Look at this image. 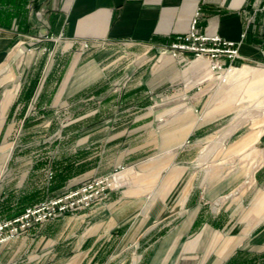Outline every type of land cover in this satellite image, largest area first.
I'll return each instance as SVG.
<instances>
[{
    "label": "rangeland",
    "instance_id": "374dc122",
    "mask_svg": "<svg viewBox=\"0 0 264 264\" xmlns=\"http://www.w3.org/2000/svg\"><path fill=\"white\" fill-rule=\"evenodd\" d=\"M166 47L160 52L179 62L164 68L153 67L159 54L139 68V51L120 45L78 57L60 46L8 52L0 222L25 226L0 242V264H85L79 251L101 243L97 264H123L125 253L174 233L180 216H163L175 206L220 210L250 186L264 165V118L219 86L228 68L264 66L209 61L185 75L194 59Z\"/></svg>",
    "mask_w": 264,
    "mask_h": 264
},
{
    "label": "crops",
    "instance_id": "0c3cea01",
    "mask_svg": "<svg viewBox=\"0 0 264 264\" xmlns=\"http://www.w3.org/2000/svg\"><path fill=\"white\" fill-rule=\"evenodd\" d=\"M260 3L261 0H0V67L11 50L18 53L60 46L62 53L78 57L120 45L139 51L133 56L141 57L139 68L157 54L162 61L153 67L164 68L170 61L179 60L160 51L176 37L185 35L193 19L201 35L237 44L236 63L264 66V12ZM198 60L207 61H191L182 74L209 67V61L206 67H197ZM237 194L215 211L199 202L175 206L178 212L173 217L163 216L165 221H175L180 216L174 233L164 232L141 253H125L123 264H133L134 260L138 264L139 260L141 264H264V165L255 171L250 186ZM235 226L237 232L230 235ZM227 229L228 235L219 237L216 233ZM101 244L79 251L85 264H97Z\"/></svg>",
    "mask_w": 264,
    "mask_h": 264
},
{
    "label": "built area",
    "instance_id": "2783aa9c",
    "mask_svg": "<svg viewBox=\"0 0 264 264\" xmlns=\"http://www.w3.org/2000/svg\"><path fill=\"white\" fill-rule=\"evenodd\" d=\"M260 10L264 12V0H261ZM195 24L196 21L193 19L188 32L185 35L176 37L175 41L166 47L173 56L183 58L182 55H188L194 60L205 58L217 69H221V66L224 65L222 60L226 63V61L232 62L239 58L236 43L223 40L218 36L208 37L201 35L197 31ZM261 53L264 55V49L261 50ZM28 216L27 213L25 218ZM14 222L17 223V220ZM19 223H21L20 226L13 225L14 223L11 222H0V242L15 237L18 231L17 228H23L25 226V223L23 224L22 221Z\"/></svg>",
    "mask_w": 264,
    "mask_h": 264
},
{
    "label": "bare ground",
    "instance_id": "6f19581e",
    "mask_svg": "<svg viewBox=\"0 0 264 264\" xmlns=\"http://www.w3.org/2000/svg\"><path fill=\"white\" fill-rule=\"evenodd\" d=\"M197 67H206L208 62L204 60H198L196 62ZM223 82L220 84L219 89L224 96L240 95L241 101L247 100L251 102V106L254 107L256 117L264 118L262 113L264 112V70L256 67L252 68L247 65L240 67L228 68L226 72H223ZM264 124V123H263ZM264 131V128L260 130L259 134ZM257 150H252L249 154V160L251 158V165H257L258 161L254 162V158L257 155ZM244 157V156H243ZM242 157V158H243ZM241 160V158H240ZM244 160V159H243ZM264 160V152L262 153L261 162ZM261 164V163H260Z\"/></svg>",
    "mask_w": 264,
    "mask_h": 264
},
{
    "label": "water",
    "instance_id": "95a60500",
    "mask_svg": "<svg viewBox=\"0 0 264 264\" xmlns=\"http://www.w3.org/2000/svg\"><path fill=\"white\" fill-rule=\"evenodd\" d=\"M39 35H40V36H43V32H39Z\"/></svg>",
    "mask_w": 264,
    "mask_h": 264
}]
</instances>
